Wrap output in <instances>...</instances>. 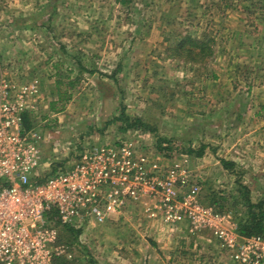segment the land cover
I'll list each match as a JSON object with an SVG mask.
<instances>
[{"label":"rangeland","instance_id":"obj_1","mask_svg":"<svg viewBox=\"0 0 264 264\" xmlns=\"http://www.w3.org/2000/svg\"><path fill=\"white\" fill-rule=\"evenodd\" d=\"M188 35L209 41L204 61L176 50ZM0 75L38 81L36 179L93 145L146 156L150 200L77 238L60 227L71 264H255L210 230L147 209L174 168L188 175L181 190L197 183L237 234L246 199H264V0H0Z\"/></svg>","mask_w":264,"mask_h":264},{"label":"built area","instance_id":"obj_2","mask_svg":"<svg viewBox=\"0 0 264 264\" xmlns=\"http://www.w3.org/2000/svg\"><path fill=\"white\" fill-rule=\"evenodd\" d=\"M39 94L37 80L0 75V264L69 260L66 246L59 243L60 227L103 223L120 215L128 202L150 200L153 192L146 156H135L126 143L82 148L69 168L36 179L43 136L32 114ZM187 182V173L170 169L157 183L160 200L154 210L147 209L148 215L159 212L165 223L187 221L192 231L210 230L223 245L236 249V259L264 264V234L234 232L224 224V214L201 202L197 183L181 190Z\"/></svg>","mask_w":264,"mask_h":264},{"label":"trees","instance_id":"obj_3","mask_svg":"<svg viewBox=\"0 0 264 264\" xmlns=\"http://www.w3.org/2000/svg\"><path fill=\"white\" fill-rule=\"evenodd\" d=\"M209 41L203 37V40L194 37L191 38L189 35L182 39L181 41L177 42L176 50H183L188 55H190L193 60L204 61L206 58V55H211V49L209 47ZM181 51V52H183ZM181 52L178 54V56H182ZM186 54V55H187ZM27 117V114H25V118ZM138 121L130 123L128 126H135ZM25 124L28 125L27 121H25ZM203 148V147H202ZM202 148L198 149V151L195 153L196 156L202 155ZM220 162L224 167H228V165L232 164L228 161L221 159ZM51 173V172H50ZM53 173V172H52ZM42 180V179H39ZM246 204V211H247V219L240 222L238 226V233L241 236H250V235H261L264 234V199L258 201V202H252L248 198L245 201ZM66 227L68 231H71L75 238L78 237V235L81 233V229H74L69 226H63ZM57 264H71L69 260H66V258L61 257L57 260Z\"/></svg>","mask_w":264,"mask_h":264},{"label":"crops","instance_id":"obj_4","mask_svg":"<svg viewBox=\"0 0 264 264\" xmlns=\"http://www.w3.org/2000/svg\"><path fill=\"white\" fill-rule=\"evenodd\" d=\"M43 146V145H42ZM132 204V203H131Z\"/></svg>","mask_w":264,"mask_h":264}]
</instances>
